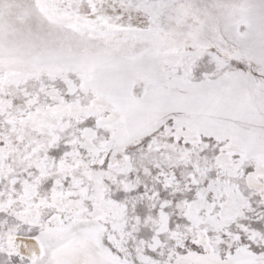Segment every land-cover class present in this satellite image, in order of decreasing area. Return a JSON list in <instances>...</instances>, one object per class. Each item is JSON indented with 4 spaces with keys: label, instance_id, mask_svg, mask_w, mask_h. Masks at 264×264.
I'll return each mask as SVG.
<instances>
[{
    "label": "snow or ice",
    "instance_id": "obj_1",
    "mask_svg": "<svg viewBox=\"0 0 264 264\" xmlns=\"http://www.w3.org/2000/svg\"><path fill=\"white\" fill-rule=\"evenodd\" d=\"M0 264H264V0H0Z\"/></svg>",
    "mask_w": 264,
    "mask_h": 264
}]
</instances>
